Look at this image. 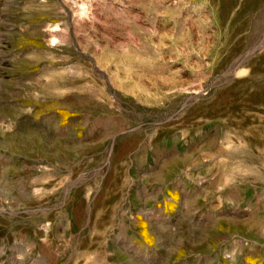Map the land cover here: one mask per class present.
<instances>
[{"label":"rangeland","instance_id":"obj_1","mask_svg":"<svg viewBox=\"0 0 264 264\" xmlns=\"http://www.w3.org/2000/svg\"><path fill=\"white\" fill-rule=\"evenodd\" d=\"M0 264H264V0H0Z\"/></svg>","mask_w":264,"mask_h":264}]
</instances>
